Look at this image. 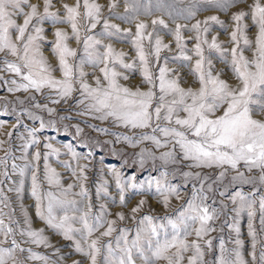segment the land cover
Instances as JSON below:
<instances>
[{
    "label": "rangeland",
    "instance_id": "rangeland-1",
    "mask_svg": "<svg viewBox=\"0 0 264 264\" xmlns=\"http://www.w3.org/2000/svg\"><path fill=\"white\" fill-rule=\"evenodd\" d=\"M0 264H264V0H0Z\"/></svg>",
    "mask_w": 264,
    "mask_h": 264
}]
</instances>
